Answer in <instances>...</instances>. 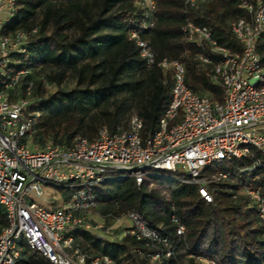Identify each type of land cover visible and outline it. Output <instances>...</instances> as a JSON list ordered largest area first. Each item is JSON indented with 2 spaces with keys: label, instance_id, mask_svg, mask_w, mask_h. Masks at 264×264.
I'll use <instances>...</instances> for the list:
<instances>
[{
  "label": "built area",
  "instance_id": "2783aa9c",
  "mask_svg": "<svg viewBox=\"0 0 264 264\" xmlns=\"http://www.w3.org/2000/svg\"><path fill=\"white\" fill-rule=\"evenodd\" d=\"M214 1L184 3L196 9L202 2ZM237 1L246 14L230 23L231 33L241 46L239 52L219 47L206 26L188 22L183 28L188 42L209 48L210 56L199 57V61L207 65L211 82L221 87V103L190 89L181 62L157 60L139 32L131 31L129 40L139 49L147 69L171 73L170 101L155 131L144 135L143 121L132 114L126 125L112 131L101 128L92 140L77 137L67 148L49 144L37 149L32 138L40 114L28 112L34 102L32 82L26 86L25 96L14 101L8 96L28 74L10 68V55L25 53L29 36L36 30L4 35L5 25L19 6L18 0H0V206L6 215V225L0 231V264H32L30 256L41 264H117L105 255L89 257L71 233L75 229H99L108 234L112 227L102 220L118 222L121 218L130 224L124 236L143 242L152 251L147 255L151 262L173 258L174 245L136 213L127 211L116 218L99 212L94 187L127 178L137 186L160 181L189 184L207 204L214 201L213 187L236 184L239 193L232 199H247L264 224L261 188L239 182L244 174L264 169V63L256 51L264 35V0ZM140 6L148 18L143 27H152L155 1L142 0ZM40 79L47 92L54 90L51 83ZM247 159L252 160L251 165L238 167L233 173L225 169ZM46 187L60 191L59 206L45 207L36 202L43 199ZM171 210L170 221L182 249L187 250L185 226L174 213V206Z\"/></svg>",
  "mask_w": 264,
  "mask_h": 264
},
{
  "label": "trees",
  "instance_id": "16d2710c",
  "mask_svg": "<svg viewBox=\"0 0 264 264\" xmlns=\"http://www.w3.org/2000/svg\"><path fill=\"white\" fill-rule=\"evenodd\" d=\"M142 0H18L17 13L10 18L2 33L31 32L25 53L10 55L12 69L26 70L16 92L9 100L25 96L32 82L34 102L28 112H38L32 145L47 141L64 148L75 138L92 140L101 128L112 131L126 125L136 114L143 121V134L155 131L157 123L170 101L171 73L157 68L147 69L139 49L129 40L131 31H138L157 60L181 62L190 89L221 103L222 89L206 75L207 65L199 57L210 56L207 46L197 47L185 39L183 28L188 22L210 28L219 47L239 52L241 46L230 30L233 20L245 17L237 0L202 2L196 9L185 6L184 0H154L153 26L148 22ZM264 63V35L256 44ZM54 90L47 92L42 80ZM72 79V87L63 85ZM247 159L225 169L235 172L238 167L251 165ZM240 183L261 188L264 195V169L244 174ZM170 200L150 190L148 184L137 186L127 178L95 186L94 193L102 215L120 216L127 211L136 213L147 225L168 238L175 247L174 257L161 263L151 262L152 251L143 242L125 235L121 241L109 242L90 231L75 229L73 240L89 257L105 255L117 264H176L180 251L197 260L216 264H264V224L256 209L239 196L238 185L224 183L212 188L214 201L205 203L189 184L169 181ZM174 213L185 226L189 249L182 243L170 221ZM6 225V215L0 209V231ZM30 263L42 262L30 256Z\"/></svg>",
  "mask_w": 264,
  "mask_h": 264
},
{
  "label": "rangeland",
  "instance_id": "374dc122",
  "mask_svg": "<svg viewBox=\"0 0 264 264\" xmlns=\"http://www.w3.org/2000/svg\"><path fill=\"white\" fill-rule=\"evenodd\" d=\"M74 84V81L72 79H69L65 85H63V89H67L72 87ZM53 144L50 141H47L44 145L38 146V145H33V148L37 149H42L45 148L47 145ZM54 145V144H53ZM169 183L168 182H154L151 184H148V188L150 190H153L154 192L158 193L160 196H162L165 200L169 201L170 200V191H169ZM44 197L42 200H36L37 203L42 204L45 207H48L49 205L53 206H59L61 203V193L58 189H55L53 187H46L43 189ZM0 209H3V207L0 206ZM114 217H119V216H114ZM98 222H101L100 219L96 218ZM104 225L111 226V230L108 234H105L102 230L100 231L99 229H94L91 231L94 235L101 237L104 240H118L120 241L121 238L120 235L124 233L128 226L130 225L128 221H126L124 218H121L120 221L115 222L113 219H105L102 220ZM116 238L114 239V237ZM180 256H181V262L180 264H190V257L186 254V251L182 250L180 251ZM197 263L199 264H207V262H204L202 259L197 260ZM119 264H131L130 260L125 259Z\"/></svg>",
  "mask_w": 264,
  "mask_h": 264
},
{
  "label": "crops",
  "instance_id": "0c3cea01",
  "mask_svg": "<svg viewBox=\"0 0 264 264\" xmlns=\"http://www.w3.org/2000/svg\"><path fill=\"white\" fill-rule=\"evenodd\" d=\"M123 237H124V233H122V234L120 235V237H119V238H121L120 241L123 239ZM115 238H116V236L114 237V239H115ZM107 241H109V242H118V240H113V239H112V240L110 239V240H107Z\"/></svg>",
  "mask_w": 264,
  "mask_h": 264
}]
</instances>
